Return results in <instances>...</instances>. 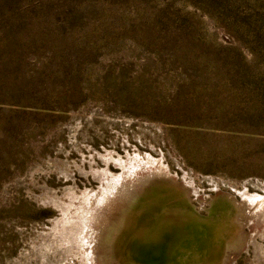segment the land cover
Masks as SVG:
<instances>
[{
	"label": "rangeland",
	"instance_id": "374dc122",
	"mask_svg": "<svg viewBox=\"0 0 264 264\" xmlns=\"http://www.w3.org/2000/svg\"><path fill=\"white\" fill-rule=\"evenodd\" d=\"M168 215L174 264H264V0H0V264Z\"/></svg>",
	"mask_w": 264,
	"mask_h": 264
},
{
	"label": "water",
	"instance_id": "95a60500",
	"mask_svg": "<svg viewBox=\"0 0 264 264\" xmlns=\"http://www.w3.org/2000/svg\"><path fill=\"white\" fill-rule=\"evenodd\" d=\"M195 218V217H193ZM183 219V218H182ZM188 219V218H185ZM196 219V218H195ZM180 220L177 216H166L162 217L156 222V225H154L153 228L150 230H145L147 232H143L144 234L141 236H138L140 232L138 231L132 236V242L131 247L129 250V256L130 259L133 261L131 263L134 264H159L158 262L163 261L164 259L167 260L166 255H173L172 252H166L170 249V244L168 243L169 240H173L172 237H170L173 229L172 226L177 228L178 231H181V225H179L177 222ZM197 220V219H196ZM198 221V220H197ZM183 226H187V223H184V219L182 220ZM203 224V223H202ZM144 230V229H142ZM187 230V228H186ZM137 235V236H136ZM176 240V238L174 239ZM175 242V241H174ZM167 249L165 250V248ZM159 248H163L164 250H159ZM142 255V256H136V254ZM189 254H191V249H185L181 252H179L176 256V264H204L205 262H202L203 259L198 260V263L196 262V259H198L200 256L190 258ZM210 258V257H209ZM206 258L207 261H211L210 259ZM152 260V261H151ZM172 262L171 264L175 263V256H172Z\"/></svg>",
	"mask_w": 264,
	"mask_h": 264
}]
</instances>
